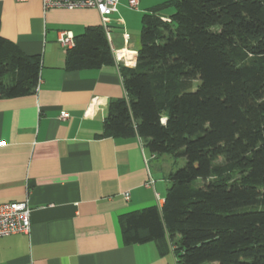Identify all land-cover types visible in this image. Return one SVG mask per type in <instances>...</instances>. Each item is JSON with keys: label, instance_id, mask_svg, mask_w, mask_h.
I'll return each instance as SVG.
<instances>
[{"label": "trees", "instance_id": "obj_1", "mask_svg": "<svg viewBox=\"0 0 264 264\" xmlns=\"http://www.w3.org/2000/svg\"><path fill=\"white\" fill-rule=\"evenodd\" d=\"M73 39L65 70L114 63L101 25ZM139 41L101 136L184 165L161 207L119 217L123 243L165 237L175 264H264V0H168L142 14ZM41 66L0 36V98L34 94Z\"/></svg>", "mask_w": 264, "mask_h": 264}, {"label": "crops", "instance_id": "obj_2", "mask_svg": "<svg viewBox=\"0 0 264 264\" xmlns=\"http://www.w3.org/2000/svg\"><path fill=\"white\" fill-rule=\"evenodd\" d=\"M128 1L110 16L107 39L111 51L133 53V64H123L133 67L142 14L168 0H137L136 8ZM99 25L95 8L0 0V36L42 65L34 94L0 98V203L31 208L28 233L0 237V264H175L162 251L165 237L124 244L119 217L161 207L177 161L151 153L136 135L101 136L108 103L125 94L120 65L64 69L59 34Z\"/></svg>", "mask_w": 264, "mask_h": 264}, {"label": "built area", "instance_id": "obj_3", "mask_svg": "<svg viewBox=\"0 0 264 264\" xmlns=\"http://www.w3.org/2000/svg\"><path fill=\"white\" fill-rule=\"evenodd\" d=\"M27 1V0H16ZM119 0H41L43 9L48 8H95L101 18V26L103 27L106 36L110 32V16L117 11V4ZM129 6L136 8L138 1L129 0ZM121 22V20H117ZM124 43L127 44L129 35L123 33L122 35ZM58 43L65 50L73 46L74 39L70 32L63 31L59 34ZM125 49L112 50L114 62L118 65H128L127 59L124 53ZM66 113H61L59 119L66 118ZM146 162V160H145ZM152 181H149V184ZM125 199L129 198V193L123 194ZM31 208L27 201L25 202H4L0 203V237L16 234V233H28L31 226L30 221Z\"/></svg>", "mask_w": 264, "mask_h": 264}, {"label": "rangeland", "instance_id": "obj_4", "mask_svg": "<svg viewBox=\"0 0 264 264\" xmlns=\"http://www.w3.org/2000/svg\"><path fill=\"white\" fill-rule=\"evenodd\" d=\"M167 11L171 10L172 9H166ZM196 85V82H194V86ZM169 157V156H167ZM174 159V158H173ZM177 161V164L174 165L173 167V171L178 169L179 167H182L184 165V159L183 158H178V159H175Z\"/></svg>", "mask_w": 264, "mask_h": 264}, {"label": "bare ground", "instance_id": "obj_5", "mask_svg": "<svg viewBox=\"0 0 264 264\" xmlns=\"http://www.w3.org/2000/svg\"><path fill=\"white\" fill-rule=\"evenodd\" d=\"M124 53H125V57L127 59V62L130 63V64H133V60H131V56H133V53H131V52L127 51V50H125Z\"/></svg>", "mask_w": 264, "mask_h": 264}]
</instances>
